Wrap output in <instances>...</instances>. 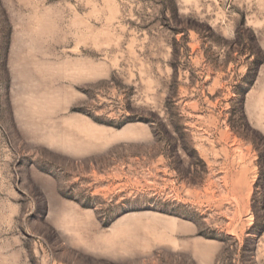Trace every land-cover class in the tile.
<instances>
[{
    "label": "rangeland",
    "instance_id": "rangeland-1",
    "mask_svg": "<svg viewBox=\"0 0 264 264\" xmlns=\"http://www.w3.org/2000/svg\"><path fill=\"white\" fill-rule=\"evenodd\" d=\"M0 264H264V0H0Z\"/></svg>",
    "mask_w": 264,
    "mask_h": 264
}]
</instances>
